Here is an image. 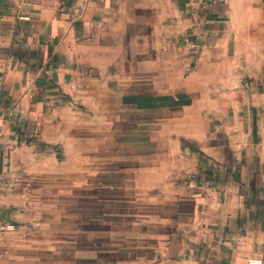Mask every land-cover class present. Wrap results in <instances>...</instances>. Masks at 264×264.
Segmentation results:
<instances>
[{
    "label": "crops",
    "instance_id": "0c3cea01",
    "mask_svg": "<svg viewBox=\"0 0 264 264\" xmlns=\"http://www.w3.org/2000/svg\"><path fill=\"white\" fill-rule=\"evenodd\" d=\"M0 264H264V0H0Z\"/></svg>",
    "mask_w": 264,
    "mask_h": 264
},
{
    "label": "built area",
    "instance_id": "2783aa9c",
    "mask_svg": "<svg viewBox=\"0 0 264 264\" xmlns=\"http://www.w3.org/2000/svg\"><path fill=\"white\" fill-rule=\"evenodd\" d=\"M24 18H29V16H24ZM6 227L8 229H13L14 228V225L13 224H8Z\"/></svg>",
    "mask_w": 264,
    "mask_h": 264
}]
</instances>
